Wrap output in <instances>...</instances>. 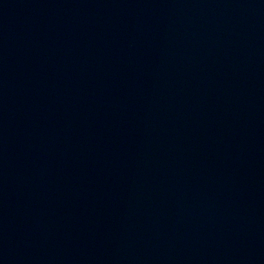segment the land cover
I'll list each match as a JSON object with an SVG mask.
<instances>
[{
  "label": "water",
  "instance_id": "95a60500",
  "mask_svg": "<svg viewBox=\"0 0 264 264\" xmlns=\"http://www.w3.org/2000/svg\"><path fill=\"white\" fill-rule=\"evenodd\" d=\"M0 264H264V0H0Z\"/></svg>",
  "mask_w": 264,
  "mask_h": 264
}]
</instances>
